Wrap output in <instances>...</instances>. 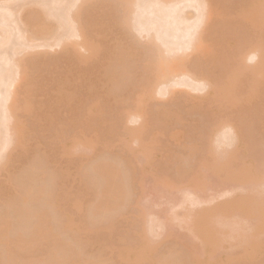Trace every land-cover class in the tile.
<instances>
[{"label":"rangeland","instance_id":"374dc122","mask_svg":"<svg viewBox=\"0 0 264 264\" xmlns=\"http://www.w3.org/2000/svg\"><path fill=\"white\" fill-rule=\"evenodd\" d=\"M80 1L88 3L85 5L83 2L84 6H80ZM205 1L209 5L206 11L210 8L211 11L209 10L208 13H211L202 19L206 20L209 15L211 17L202 24L198 21L200 23L198 26L201 28L197 27L199 28L197 31H202L201 45L197 50L195 46L193 48L195 51L190 50L192 47L187 48L189 50L184 49L186 53L179 51L183 54L182 60L184 61H180V66L175 68L177 75L173 76L175 78L173 80L181 84L174 85L172 77L167 85L173 84V88L171 85L165 86V82L161 85L154 80L148 87L145 85L147 76L145 58L147 54H150L148 53L149 47L152 48L149 43V40H152L151 35L156 34V31L157 35L164 34H159L158 39L156 35L154 36L157 45L161 41V46L163 45L166 51L165 45L167 44L169 49L173 46L179 48L183 44L182 47H186L185 45L188 44L186 41L190 37L187 35L193 32V29L190 31L186 25L179 26L183 30L179 28L174 30L176 27L173 26L172 29L171 23H166L167 20L161 22L166 18L163 17L160 21L159 13L165 14L167 8L163 12L158 9L159 6L154 4L153 8L158 7V10L157 12L152 10L153 13H151L150 7L153 4L151 0L150 2L149 0H137L136 3L133 0V4L130 5L135 6L133 9L130 7L131 10H129L135 13H129L127 10L131 14L128 17L129 23H127L128 27L130 24L131 29L129 27L128 30L125 26L127 29L125 30L124 25L118 22L122 9L121 0H79L77 7L76 3L73 4L74 0L73 2L68 1L67 3L72 2L73 8L70 7L71 3V5L65 3L54 5L51 0H0L2 16L7 8V11L12 10V13H9L10 10L7 12L10 17L7 13H4L7 18L0 17L1 20L6 19L5 23L9 24L6 27L4 21H1L3 26L0 25V28L2 30L4 27L3 33L10 32L7 34L8 39L4 40L6 33L3 38V33L1 34L0 31L2 41H0V81L10 80V77L8 79L6 77L11 72V77H13L11 79L17 81H15V88L13 87L16 94L13 92L7 104L8 106L15 104L10 108H13L12 112L18 119L16 128H20L15 132L12 127L15 121L9 124L10 119H8L9 116L6 117V110L3 113L4 110L1 109L4 104L1 105L0 114L2 112L6 118L3 119L4 115H0V145L1 141L5 140L8 144L6 146L4 144L3 149L0 147V160H3L0 162V205L9 200L12 207H15L13 202L20 197L23 191L22 185L25 183V188L28 183L23 171L25 174L29 169L28 164L35 163L37 165L34 167L38 166L37 171H34L36 176L33 175L35 177L33 179L36 180V182L33 180L35 185H40L47 180L53 182L49 189L47 186L50 182L47 181L45 184L47 191L42 194L46 196L42 197V194L37 192L35 195H41L39 198L45 199L49 194L53 199L56 198V201L53 200L52 208L47 207L50 205L42 206L43 202L37 208L31 204L34 201L28 204L34 205L33 208L35 207L36 211L41 206L47 208V211L49 208L50 214L46 211L48 216L55 219L65 221L70 217L78 228L67 232L73 234L71 235L72 238L75 237L73 240L80 242L79 245H81L73 247V250L79 247V254L88 255L89 259L86 258L89 261L98 256V264H148L149 261L145 262V260L135 263L136 257L134 256L143 249L139 245L146 244L148 240L147 248L150 246L153 248L150 247L151 251L149 248L147 250L144 248L142 252L144 251L145 255L150 252L147 258L152 254L155 260L162 257L157 256L158 254L166 255L171 248L175 247L174 244L175 249L178 247L182 253L185 248L182 243L187 242L190 245L189 248L193 247L192 254L189 256L187 254L191 252L184 251L182 255L189 256V258L187 257V262L186 258H182L181 263L185 260V264H203L204 262V264H264V215L256 211L258 199L253 198L254 195L264 198V114L259 113L262 108L260 106L264 104V65H262L264 63V0ZM151 2L152 4H149ZM180 2L181 9L186 6L183 11L188 14L191 23L196 22L200 17L195 14L197 12L195 8L198 5L193 4L197 3L196 0L189 3L183 0L181 5ZM187 4L192 5L187 8ZM42 6L44 8L41 9ZM66 6L71 11L69 15L68 10H65ZM135 7L138 9L134 10ZM193 7L194 9H191ZM36 11L44 18L51 14L47 19L42 18V22H39L43 32L32 27L31 20H26L27 24L26 22L21 23L20 17L26 18L28 12H31L33 16L29 17L33 20ZM154 13L155 15L151 16ZM124 15L128 16L127 13ZM154 16L158 19L155 20ZM151 17L156 22L158 21V27L153 24L155 27L153 28V25L151 27L147 23L152 22ZM69 18L73 22L72 25L67 23ZM61 22L63 27L58 26V23L62 24ZM140 22L145 23L144 27L149 24L153 30L144 29L143 25L139 24ZM65 25H71L73 28L69 26L68 29ZM163 26L166 29L169 28L165 30L166 33L163 31ZM18 28L20 31L26 29V34L23 31L25 35L31 33L34 36L35 34L37 38L34 43L33 39L32 43L25 42V40L23 42L21 39L24 37H20L22 35ZM74 28L79 35L74 34L70 36L69 41H63L65 36L76 33L74 31L69 34L73 31L70 29ZM138 28H143V32L142 29L137 31ZM48 29L50 31L47 32ZM172 31L175 33L173 34ZM41 33L47 36L43 38ZM52 33H55V38ZM201 33L198 34L201 35ZM50 34L54 40L49 36ZM59 40L61 44L58 43ZM259 46L262 48H257ZM123 50L126 53L130 52V56L125 54L121 58ZM5 57L6 63L3 61ZM16 60L20 62L18 69L21 74L17 71L19 75H15L17 72L15 73L14 64L18 62ZM119 60L122 62L123 69L128 67L126 71H120L121 67L113 65L114 61ZM261 61L263 63H260ZM1 71L2 73L7 72L6 75H3ZM184 72L187 76L182 75ZM230 74L234 75L233 79L236 78L234 83L239 86H236L232 94L230 93L235 99L228 98V102L224 101V98L227 87L230 91V85L226 83L229 81ZM209 81L214 85L213 91L208 89V85L211 84ZM247 81H252V85ZM201 82L204 83L203 86ZM3 83L0 82V91L5 88H1ZM166 88L167 91L171 89L170 93L165 92ZM145 92H147V97L144 96ZM94 100L98 103L97 107L92 113H88L86 107ZM137 100L142 103L140 107ZM257 107L260 108L259 112H253ZM135 114H141L140 118H134ZM6 120L12 127V133L8 131L6 134L5 132V125H8L4 123ZM213 123L216 124L217 130L210 134L212 156L217 155L216 158L226 162L223 169L211 170L206 163L205 151H203L207 134ZM172 134H175V137ZM135 136L138 140L132 142ZM12 140L14 142H11ZM107 161L108 164L113 161L112 165L122 170L121 176L122 172L125 176L124 186H127L125 183L129 181L128 187L124 188L127 190H122L123 196H121L122 203L120 204L122 207L119 206V209L114 212L115 216L110 215L111 225L107 222L110 219H106L108 215L105 216L107 221L104 219L106 222L100 221L104 218L100 214L93 216L96 204L93 197L96 198L97 193H94L96 191L93 186L90 187L96 181L98 183L100 178V176L93 178L94 162L98 164V162L106 163ZM143 164L145 168L140 172L139 167ZM87 168L89 172L85 171ZM87 172L91 173V178L88 175L85 176ZM143 172L147 173L142 175ZM45 173L51 174L53 179L51 175L43 177L42 174ZM38 175L39 180L43 177L41 182L36 179ZM17 179L19 182L20 179L25 181L20 184ZM87 179L94 181L88 185L90 181ZM100 181L99 183L102 184L101 179ZM87 189L94 191L95 196ZM96 190H98L97 187ZM188 198L198 199L199 202L191 205V202L188 203ZM11 199L15 200L12 202ZM184 199H187V203ZM76 200L80 205L77 206L78 203L75 205ZM37 201L35 204L39 205ZM73 201L74 204H72ZM227 203L230 204L227 205ZM15 204L17 205L16 202ZM2 205L3 213L5 210L7 212V209L8 212H14L11 205V208L5 205L6 209L4 204ZM88 207L90 208L86 209ZM16 210L8 214L9 217L15 216L14 221L18 214ZM39 211H43L42 208ZM138 214L140 218L137 217ZM34 216L36 217V215L32 217ZM33 218L32 220L29 218V225L33 224L32 221H36V218L35 220ZM98 218H100L99 221ZM53 219H51L52 223L59 222L58 220L54 222L55 219ZM218 219L225 220V227H219L220 225L216 222ZM12 220H9L11 224L14 222ZM162 221L164 225L167 224V227H161L160 222ZM200 221L209 224L203 238L197 237L194 233ZM157 224L161 225V228H157ZM149 225L150 228L152 227L151 230ZM165 229H167L166 232H164ZM152 230L153 233H150ZM67 232H59V235L63 234L61 238L65 239L64 234L66 233V239L72 241ZM140 237L142 240L146 237L144 239L146 242L144 240L141 242ZM32 241L31 253L29 252L30 255L28 253L27 256L34 254L35 262H39L40 259L42 260L40 262H45L47 257H42V253L46 254V247L50 243L36 238ZM72 242L71 244H74ZM45 244L46 247H44ZM170 246L174 247L169 248ZM173 252L175 255L178 254L175 250ZM193 253L194 256L197 254V257L201 256L203 259L199 258L200 262L196 263L197 260L193 261L195 257L192 258ZM167 255L170 257V253ZM179 255L181 256L180 253ZM36 256L42 258H37L39 260L36 261ZM133 256L135 258H132ZM84 257H80L83 263L87 261ZM55 261L58 260H53Z\"/></svg>","mask_w":264,"mask_h":264},{"label":"bare ground","instance_id":"6f19581e","mask_svg":"<svg viewBox=\"0 0 264 264\" xmlns=\"http://www.w3.org/2000/svg\"><path fill=\"white\" fill-rule=\"evenodd\" d=\"M64 1V2H63ZM68 1H70V0H68ZM67 0H66V2H65V0H58V2L56 1V0H54V1H52L51 0V2H54V5H56V4H58V5H60V4H63V3H65L66 5H68V4H72V2H73V0H72V2H70V3H67L68 2ZM89 1V0H88ZM132 1V2H131ZM136 1L137 0H134V2L136 3ZM145 1H147V0H145ZM152 2H153V4H152V2L151 3H149V4H152L151 5V7H150V9H151V13H153L154 11L155 12H157V10L158 9H160L161 11H166L165 9L167 8L168 10L166 11V13L165 14H161V12L159 13L160 15H159V19H160V21H161V18L163 19V17L164 18H166V19H164V21L162 20L161 22H165V20H167L168 22H166L167 24H170L171 23V26H172V29H173V26L174 27H176V28H174V30H178V28L179 29H182V28H180L181 26H183V25H186L187 27H188V29L191 31L192 29H193V32L190 34V35H187L188 37H189V40H187L186 41V43H188L187 45H185L186 47H182L183 45H181V47H179L178 48V46L177 47H172L173 49L174 48H176V50L174 49H172L171 47H170V49L168 48V44L167 45H165L166 46V48H165V50L166 51H164V46L162 47L161 46V41H160V43H159V45H157L158 43H157V40H156V38H157V36L159 35V34H162V33H159L158 35H157V31H156V34H153V35H151L152 36V40L153 39H155L154 40V42H155V44H154V42H153V44H152V40H149V43H151L150 45H152V48L151 47H149V49H148V53L150 52V54H147V57L144 59L146 62H145V69H146V71H147V76H146V80H145V85H146V87H148L149 85H150V83H151V81L152 80H154L156 83H160L161 85H162V83L164 84V82H165V86H169V85H171V84H169V85H167L168 83H170L171 82V78L174 76H176L177 74V71L175 70V68L177 67L178 68V66H180L179 64H181V62L180 61H184V60H182V58H183V54L182 53H184V51L187 49V48H189V47H192L190 50H192V51H195V49L197 50L198 49V47L201 45V40H202V31L200 32V31H197V29H199V28H201V26L199 27L198 26V24H200L199 22H201V24L203 23V21H205L206 22V20L208 21L209 19H210V17H211V15H209V17H206V20H203L204 18H205V16L206 15H208V14H210L211 12H209L208 13V11L210 10V8H209V10L208 11H206V9H208V3H206V1L205 0H203V1H205V2H203L202 0L200 1L201 2V4H200V2H197V1H199V0H196V2L197 3H192L193 5H195L196 4V6L198 7H196L195 8V11L197 10V12H195V14H197V16L199 15L200 17H198L197 18V20H196V16L194 17L195 18V20H196V22L194 21V20H192V21H194V22H192L191 23V20H189L190 18H189V16H188V14L186 13V12H184L183 10H184V8L186 7V6H184V8L183 9H181V7H182V5H181V3H182V1L181 0H151ZM181 1V2H180ZM186 3H189V2H192V0H184ZM79 2V0H74V2H73V4L74 3H76V7H77V3ZM83 2H84V4L86 5L88 2H86V1H80V6L82 5V6H84L83 5ZM149 2H150V0H149ZM155 2V3H154ZM179 2H180V5L181 6H179ZM195 2V1H194ZM203 2V3H202ZM121 3H122V5H121V13L119 14V16H120V18L118 19L119 21V23H121L122 24V26L124 25V29H125V26H127V29L130 27V24H129V27H128V24L127 23H129V18L128 17H130L129 15H131V14H129L130 12H132V13H135V12H133V11H130L131 9H133V7L135 6H132V5H130L131 3L133 4V0H121ZM199 3V4H198ZM65 4H64V6H65ZM70 4V5H71ZM73 4H72V6H70L71 8H73ZM157 5V6H159V8L157 9L156 7L155 8H153V6H155V5ZM192 4H190V5H192ZM142 5V4H141ZM165 5V6H164ZM188 5V4H187ZM190 5H188L187 6V8H190ZM62 6V5H61ZM75 6V5H74ZM78 6H79V4H78ZM163 6V8L161 9V7ZM67 7L68 6H66V8H65V10H68V15L70 14L69 12H71L70 11V9H67ZM130 7H131V9H130ZM140 7H142V6H140ZM139 7V8H140ZM180 7V8H179ZM192 7V6H191ZM3 9H4V7H2ZM41 9L42 8H44V6H42V7H40ZM58 8H60V7H58ZM69 8V7H68ZM2 9V10H3ZM8 9V8H7ZM7 9L6 10H4V11H6V12H4V13H7L8 11H7ZM47 9V8H46ZM57 9V8H56ZM130 9V10H129ZM137 10L138 8L137 7H135L134 8V10ZM149 9V10H150ZM156 9V10H155ZM191 9H194V7L193 8H191ZM127 10H129V13H128V11ZM141 10V12H142V9H140ZM140 10H139V12H140ZM152 10H153V12H152ZM188 10V9H187ZM40 11H42V10H40ZM47 11V10H46ZM189 11V10H188ZM211 11V10H210ZM1 12V11H0ZM3 12V11H2ZM32 12V14H34V12L33 11H31ZM31 12H28V17H27V15H26V18H21L20 17V20H21V23L23 24V22L25 23L26 22V20H31V22H32V27H34V28H36V30L37 29H40L41 30V32H43V29L41 28V24L39 23V22H42V18H44V17H42L41 15H39L38 14V11H36L35 12V18L32 20V19H30V17H32L33 15H31ZM65 12V11H64ZM140 12V13H141ZM148 12V11H147ZM147 12H146V14H147ZM162 12V13H163ZM3 13V16H2V14L0 15V17L3 19V17H5V18H7V16H9L10 14H8L7 13V16L5 15ZM9 13H12V10H10L9 11ZM30 13V14H29ZM37 13V14H36ZM41 13H43V12H41ZM48 13V12H47ZM123 13V14H122ZM124 13H127V15L128 16H126L125 17V15H124ZM145 13V12H144ZM194 13V12H193ZM44 14H45V10H44ZM150 14V13H149ZM190 14V13H189ZM31 15V16H30ZM36 15H38V16H36ZM43 15V14H42ZM153 15H155V13L154 14H152L151 16H153ZM30 16V17H29ZM45 16V15H44ZM49 16H51V14L49 15ZM48 16V17H49ZM193 16V15H192ZM10 17V16H9ZM46 17H47V15H46ZM47 17V18H48ZM67 17V16H66ZM65 17V18H66ZM70 17V16H69ZM155 17V16H154ZM169 17V18H168ZM204 17V18H203ZM1 18H0V22L2 21H4L3 23H5L6 21V19H4V20H1ZM29 18V19H28ZM47 18H44V20L45 19H47ZM68 18V17H67ZM152 18V17H151ZM156 19L155 20H157L158 19V17H155ZM203 18V19H202ZM209 18V19H208ZM70 19V18H69ZM69 19H67V23L69 22V23H71V25H72V21H71V19L69 20ZM131 19V18H130ZM153 20H154V18H152ZM171 19V21H169ZM8 20V19H7ZM25 20V21H24ZM64 20H66V19H64ZM69 20V21H68ZM152 20V22L150 21V22H147V23H149L150 25H151V27H152V25L154 24V25H156L157 27H158V25H159V23H158V21L156 22L155 20L153 21ZM199 21V22H198ZM0 23V25H1V27L3 26L2 24L3 23ZM170 22V23H169ZM62 23V22H61ZM66 23V24H67ZM152 23V24H151ZM155 23H157V24H155ZM6 24V23H5ZM25 24H27V22L25 23ZM24 24V25H25ZM140 25H143V27H144V25H145V23L144 24H141V22L139 23ZM148 24V25H149ZM173 24H175V25H173ZM9 24H6V25H4V26H8ZM60 25H62V27H63V23L62 24H59L58 23V26H60ZM71 25H65L68 29L71 27V28H73ZM148 25H146L147 27H144V29L145 28H150L149 30L151 31V27H150V25L148 26ZM154 25H153V28H155L154 27ZM70 26V27H69ZM162 26V25H161ZM161 26H160V29H161ZM178 26V27H177ZM180 26V27H179ZM185 26V27H186ZM197 27H199V28H197ZM4 28V27H3ZM3 28H2V30H3ZM20 28V27H19ZM18 28V31H20V29ZM61 28V27H60ZM162 28H164L163 29V31L166 33V31L165 30H168L169 28H165L164 26L162 27ZM184 28V27H183ZM7 29V28H6ZM23 29V28H22ZM21 29V30H22ZM127 29H125V30H127ZM129 29H131V27L129 28ZM128 29V30H129ZM139 30H137V31H140L141 29H142V32H143V28H138ZM157 29V28H156ZM159 29V30H160ZM184 29H186V28H184ZM187 29V30H188ZM1 30V28H0V31H1V34L3 33V31ZM65 30H66V28H65ZM70 30H73L72 32L70 31V33L69 34H71V33H73L74 31L76 32V29L74 28V29H70ZM153 30V29H152ZM159 30H158V32H159ZM183 30V29H182ZM4 31H5V29H4ZM17 31V32H18ZM23 31H25V34L27 33L26 32V29H23L22 31H20V33H21V35L22 36H20V37H24V38H22L21 40H23V42H24V40H25V42L26 41H30L29 43H34V40H35V38H37L36 37V35L34 34V36H33V34L31 35V33L28 35H25L24 34V32ZM39 31V30H38ZM48 31H50L49 29L47 30V32ZM162 31V32H163ZM180 32H182L181 30H179ZM9 32V31H8ZM8 32H4L3 33V35H2V37L4 36V34L6 33V38H4V40H6V39H8V37H7V34H8ZM23 32V33H22ZM66 33L65 34H67V32H68V30L67 31H65ZM146 32V31H145ZM175 33V31H172V33ZM180 32H178V33H180ZM201 33V35L200 34H198V33ZM10 33V32H9ZM44 33H45V31H44ZM44 33H41L42 34V37L43 38H45L44 36L46 35L47 36V34H44ZM77 33L78 32H76V33H73L72 35H69V36H65L63 39V41H69L71 38H70V36L72 37V36H74V34L75 35H77ZM169 33V32H168ZM168 33H167V35H168ZM173 33V34H174ZM185 33H186V31H185ZM44 34V35H43ZM53 34V37L55 38V33H52ZM52 34H50L49 36L51 37L52 36ZM78 35H79V33H78ZM154 35H156V38H155V36ZM162 35H164V34H162ZM166 35V34H165ZM150 36V37H151ZM169 36V35H168ZM179 36V35H178ZM181 36H183V33H181ZM186 36V35H185ZM9 37H10V35H9ZM53 37H51V38H53ZM158 37H160V36H158ZM222 37V36H221ZM224 37V39H225V36H223ZM40 38V37H39ZM43 38H41L42 40H44ZM54 38H53V40H54ZM57 38V37H56ZM62 38V37H61ZM61 38H59V39H61ZM66 38L68 39V40H66ZM33 39V41L31 42V40ZM149 39H151V38H149ZM158 39V38H157ZM39 40V39H38ZM41 40V41H42ZM47 40V39H46ZM51 40V39H50ZM49 40V41H50ZM62 40V39H61ZM61 40H59L58 41V43L59 44H61L60 42H61ZM1 41V40H0ZM56 41V40H55ZM151 41V42H150ZM159 41V40H158ZM2 42V41H1ZM43 42H45V41H43ZM174 42H176L177 43V41H174ZM28 43V44H29ZM56 43H57V41H56ZM64 43V42H63ZM67 43V42H66ZM175 43V44H176ZM46 44V43H45ZM170 44V43H169ZM44 45V44H43ZM52 45H53V43H52ZM173 45V44H172ZM178 45V44H177ZM29 46V45H28ZM30 46H32V45H30ZM35 46V45H34ZM33 46V47H34ZM46 46V45H45ZM48 46V45H47ZM195 46H197V48H195ZM159 47H161L160 49H162V50H160L159 49ZM193 48H195V49H193ZM257 48H260V46L259 47H257ZM262 48V47H261ZM260 48V49H261ZM185 49V50H184ZM189 49H187V50H189ZM180 50H182L181 52H179ZM125 51H127V50H125ZM163 51V52H162ZM169 51V52H168ZM128 52V51H127ZM167 52H168V54H167ZM165 55V53L167 54L166 56H164L163 54ZM185 53H186V51H185ZM122 55H120V57L121 58H123L124 57V55L126 54H128V56H130L129 54H131L130 52H128V53H126V52H124V50H123V52L121 53ZM3 58V57H2ZM261 59V58H260ZM260 59H259V61H260ZM8 60H10V59H8ZM114 60V59H113ZM263 60V59H262ZM3 61H5V63H6V61H7V59H6V57H5V60L3 59ZM16 61H18V60H16ZM259 61H257V62H259ZM9 62V61H8ZM115 62V64H113V65H115V67H117V66H119V67H121V69H119L120 71H126L125 69L126 68H128V67H124V69L122 68V62H121V60H119V61H114ZM18 63H20L19 61L18 62H15V64H14V67H16L15 68V73L17 72V71H19V64ZM260 63H263L262 61L260 62ZM13 65V64H12ZM262 65H264V63L262 64ZM21 69V68H20ZM9 71V70H8ZM6 72V71H5ZM11 72V71H10ZM20 72V74H21V71H19ZM1 73H2V71H1ZM7 73V72H6ZM6 73H2L3 75L5 74L6 75ZM26 72L24 71V74H25ZM10 74V73H9ZM9 74H7L8 76L6 77L7 79H8V77H10L9 79L10 80H7V81H10L8 84L6 83L7 81L6 80H4V79H2L1 81H2V83L5 81V83L7 84L6 86H5V83H3V85H1V88L2 87H5L4 89H3V93L0 95V108L2 107L1 105H3V107L1 108L2 109V111H3V113H5V110H6V112L7 113H5V114H7L6 115V117L7 116H9V118L8 119H10V123L9 122H7V120L6 121H4V123H6V124H12L14 121H15V123H13V124H15V125H13L12 124V127H13V129L15 130V132L16 131H18L19 129L18 128H16V120L18 121V119L15 117V115H14V113L12 112L13 111V108H10V106L11 105H9L8 106V104H7V102L8 101H10V99L12 98V94H13V87L15 88V86H16V84H15V79H11V78H13V77H11L12 76V72H11V74L9 75ZM18 74V72L15 74V75H17ZM14 75V76H15ZM19 75V74H18ZM179 75V74H178ZM182 75L183 76H185L186 74H185V72H184V74L182 73ZM187 76V75H186ZM172 78V83L174 84V85H179V84H181V82H178L177 80V82H174V80L173 79H175V78ZM178 77V76H177ZM181 77V76H180ZM190 77V76H189ZM233 77H234V75L233 74H230V76H229V81L228 82H226V83H228L229 85H230V91L228 90V87H227V85L225 86V87H227V91H229V92H227L226 91V97L224 98V97H222V98H224L225 100L224 101H226L228 98H230V99H235L234 98V96H232L231 94L233 93V91L236 89V86H239V85H236V83H234V79H236V78H234L233 79ZM2 78H4V76H2ZM5 78V79H6ZM16 78V77H15ZM232 79H233V83H232ZM170 80V81H169ZM0 81V82H1ZM168 81V82H167ZM202 82H203V80H201ZM17 82V81H16ZM167 82V83H166ZM201 82V86H203V84L204 83H202ZM200 83V82H199ZM209 83H211L210 85H208V89L209 90H211V91H213V89H214V85H213V83L212 82H210L209 81ZM247 83H250L251 85H252V81L251 82H249V81H247ZM160 84H158L159 86H160ZM173 84L171 85L173 88H174V86H173ZM208 84V83H207ZM253 85H254V83H253ZM198 86V85H197ZM200 86V85H199ZM169 88V87H168ZM206 88V87H205ZM2 89H1V91H2ZM6 89V91H4ZM232 89V90H231ZM164 90H166L165 92H168V93H170V91H171V89L169 90L168 89V91H167V88L166 89H164ZM217 90H218V88H217ZM0 91V92H1ZM15 91H16V89H15ZM219 91V90H218ZM164 92V91H163ZM15 93V92H14ZM231 93V94H230ZM238 93H239V90H238ZM16 94V93H15ZM14 94V95H15ZM145 95L144 96H146L147 95V92H145L144 93ZM162 94H164V93H162ZM212 94V93H211ZM240 94V93H239ZM238 94V95H239ZM242 94H244V93H242ZM241 95V94H240ZM239 95V96H240ZM232 98H231V97ZM15 97V96H14ZM13 97V98H14ZM147 97V96H146ZM238 98V97H237ZM245 98V97H244ZM246 99V98H245ZM238 100V99H237ZM241 100H243V98H241ZM14 101V100H13ZM140 101H142L141 99H140ZM139 100H137V104H138V106L140 107L141 106V104L142 103H139L140 102ZM228 102H229V100H227ZM9 103V102H8ZM10 104H12V102L10 103ZM14 104V103H13ZM13 104H12V106H13ZM97 101L96 100H94V101H91L88 105H87V107H86V110H87V112L88 113H92L93 111H94V109L97 107ZM15 105V104H14ZM11 106V107H12ZM260 107H262L261 109L260 108H256V110H254L253 112H259V109L261 110L259 113H261L262 115L264 114V104L262 105V106H260ZM4 108V109H3ZM0 109V110H1ZM258 109V110H257ZM9 112L11 113V114H9ZM13 113V114H12ZM258 113V114H259ZM1 114H2V112H1ZM0 114V115H1ZM260 114V115H261ZM2 115H4V114H2ZM13 115H14V117H13ZM134 116V118H140V116H141V114H135V115H133ZM5 117V115L4 116H2V118L3 119H5L6 118ZM13 118H15L14 120H13ZM136 119H134V121H136ZM12 121V122H11ZM2 122H3V120H2ZM3 123V124H4ZM5 125L6 127H5V132H7L6 134H8V131L9 132H13V130L11 129L12 127H11V125ZM18 124H19V122H18ZM10 126V127H9ZM8 127H9V129H8ZM18 127V126H17ZM216 124L215 123H213L212 124V126L210 127V129H209V132H208V134H207V139H206V142H205V150H203V151H205L204 152V154H205V156H206V163H207V165L209 166V168L211 169V170H214V169H216V168H220V169H223V167H224V164L226 163H224V161L223 160H221L220 161V159H218V158H216L217 157V155H216V157L214 156H212V153H213V148H212V145H211V142L209 141L210 140V134H212L213 132H215L217 129H216ZM7 129V130H6ZM11 129V130H10ZM215 130V131H214ZM15 132H14V134H15ZM13 135V134H12ZM173 135V134H172ZM8 136V135H7ZM20 136V135H19ZM18 136V137H19ZM132 136H134V135H132ZM174 137H175V134L173 135ZM21 138V137H20ZM11 139H12V137H11ZM133 140H132V142H136L137 140H138V138L135 136L134 138H132ZM176 139H177V137H176ZM205 141V140H204ZM2 142V144L0 145V147L3 149L7 144H8V142H7V140H5L4 142L3 141H1ZM7 142V143H6ZM10 142V141H9ZM11 142H14V140H12ZM5 144V146H3ZM126 145H128V143L126 144ZM3 146V147H2ZM212 149V150H211ZM1 151V150H0ZM202 154V153H201ZM203 154V155H204ZM4 154H2V156H3ZM5 157V156H4ZM4 157H2L3 159H4ZM0 159H1V156H0ZM110 160V159H109ZM3 160H0V162H2ZM97 161V160H96ZM102 161V160H101ZM114 162L112 161V163H110L109 162V164H108V161L105 163V162H98V164H97V162H94V166H92L93 167V173H94V175H93V178L94 177H96V176H100V178H99V182H101L100 181V179L102 180V184L101 183H99V185H97L98 183H97V181L95 182V184L93 183V185H91L92 184V182L94 181H90V179L88 180L87 179V181H90L89 183H87L88 185L90 184L91 186L90 187H92L93 186V188H94V191H96V192H94V193H97L96 194V198L95 197H93V200L95 199V202L94 203H96L95 204V207H94V209H95V211H94V213H93V216H95L96 214H100L101 215V217L102 216H104V218H102L103 220H101L100 218H98V221H99V219H100V221H102V222H106L107 220H108V218L110 219V220H108L107 222H108V224L109 225H111V223H109V221H111L112 219H111V217H113V216H115L114 215V212H116V210L117 209H119L118 207L120 206V204L122 203V198H121V196H123L122 195V190H124V191H126L127 189H124V188H126V187H128V184L127 183H129V181L127 182V183H125L127 186H124V173L122 172V176H121V171L122 170H119L117 167H116V165H112ZM202 165H203V163L202 162H200ZM29 165V167H27V168H29L28 170H27V172L24 174V172L25 171H23V175H25L24 176V178H25V180L27 179L28 180V183H27V185H25V188H24V184L21 186L20 184H21V182H24V181H21V179H20V182H19V180H18V182L20 183L19 185L22 187V193H21V195H20V197L17 199V200H15V199H11L12 200V202L14 203L13 205L16 207V206H18V207H12V203H11V201H9V200H7V201H5V202H8V204H5V202H3L2 204H4V208L6 209V206L5 205H7V207H8V205H9V207H10V205H11V209L15 212V210L16 209H18V211H17V215H16V213H15V215L17 216L16 217V220L14 221V217L12 216H10L9 217V212H12V211H9L8 212V209H7V212H6V210H5V212L3 213V205L1 204L0 206H1V208H0V210L2 211H0V213H2V214H0V255H1V258H0V264H56L57 262H59V264H98L99 263V259H98V256H95L94 254H92L93 256H95V257H97L96 259H94L93 257H90V258H93L94 260H96V261H94L93 259V261L92 260H88L89 258H88V255L87 256H85V254L84 255H80L79 254V252L80 251H78V249H79V247L81 246V245H79L80 244V242H77L76 240H73V238H75V237H73L72 238V236H73V234H71L70 232H67V231H70V230H72L73 231V229H75L76 227L78 228V226L75 224V222H73L71 219H70V217H68L69 219H66L65 221H62V220H59V219H55L54 217V219L52 218V216H48V214H50V207H51V205H52V207H53V205H54V201L53 200H55L56 198H52V197H50L49 196V194H48V192H47V194H48V196H47V198L45 197V199L43 198V199H41V198H39V196H41V195H35V192H37V193H44L45 191H47V187H48V189L52 186V183L50 182L51 180H47L48 182H50V184H48V186L45 188V184H47V181H45V182H42L40 185H35V182H36V180H34L33 178H35L34 176H36L35 175V170H36V168H38V166L35 168L34 166L35 165H37V164H35V163H30V164H28ZM27 165V166H28ZM30 165H33V166H30ZM146 166H148V164L146 163ZM40 167V166H39ZM26 168V169H27ZM140 168V172H142L143 171V168H145L144 167V164H143V166L141 167H139ZM88 171L89 172V170H90V167H89V170H88V168L87 169H85V171ZM149 170V169H148ZM37 171V170H36ZM38 171H39V169H38ZM43 170H41V173H43L42 172ZM46 172V171H45ZM87 172V174L85 175V176H90V174ZM90 172H91V170H90ZM34 173V174H33ZM40 173V174H41ZM48 173H50V172H48ZM86 173V172H85ZM144 173H147V172H143V174L142 175H144ZM39 174V173H38ZM154 174V173H153ZM34 175V176H33ZM43 175V177H45L44 175H46V177L48 176V175H51V174H48L47 175V173H45V174H42ZM126 175V174H125ZM41 176V175H40ZM52 176V175H51ZM84 176V177H85ZM43 177H42V179L41 180H39L40 179V177H39V175H38V177L36 178V179H38L37 181H42L43 180ZM49 177V176H48ZM19 178V177H18ZM20 178H23V177H20ZM51 178V177H50ZM49 178V179H50ZM87 178V177H86ZM89 178H91V176L89 177ZM92 178V179H93ZM126 178H127V176H126ZM44 179H46V178H44ZM52 179H53V176H52ZM253 180H254V178H252ZM26 180V181H27ZM35 182H34V181ZM161 180H162V178H161ZM191 180H193V178L191 179ZM190 179L188 180L189 182L191 181ZM80 181H82V180H80ZM17 182V183H18ZM39 182V183H40ZM42 184H44V186H42ZM200 184V183H199ZM87 185V186H88ZM94 185H95V187H94ZM97 185V186H96ZM185 185V184H184ZM195 185V184H194ZM86 186V188H88ZM89 187V188H90ZM96 187L98 188V190H96ZM92 189V188H91ZM90 189V190H91ZM87 190H89V189H87ZM89 190V192H91ZM194 190H195V188H194ZM194 190H192V191H194ZM20 191V192H21ZM88 192V193H89ZM93 192H91V194L92 195H94L95 196V194L93 193ZM46 193V192H45ZM125 195V194H124ZM38 196V198L36 199V197ZM43 196H46V195H44V194H42V197ZM52 198V199H49V198ZM243 197V196H242ZM196 198V197H195ZM201 198V197H200ZM253 198L254 199H258L257 200V206H256V211L258 212V213H262L263 215H264V198H262V197H257V196H253ZM40 199H41V201H40ZM189 199V202L188 203H190L191 202V205H193V204H196V203H198L199 202V200L198 199H193V200H190V198H188ZM37 200H39L40 202H38ZM30 201L32 202V201H34V203L32 202L31 204H34L35 205V207L37 208V206L39 207L40 206V204H41V202H43L41 205L42 206H44V207H46V205H50V206H47V207H49L48 208V211H47V208H43L42 206H41V208H42V210L43 211H39L41 208H39V210H37L36 211V209H34L33 208V206L34 205H30V204H28V203H30ZM35 201H37L36 203H38L39 205H36L35 204ZM56 201V200H55ZM184 201L187 203V199L185 200L184 199ZM201 201V200H200ZM15 202L17 203V205L15 204ZM57 203V202H56ZM78 203V204H77ZM93 203V204H94ZM45 204V205H44ZM72 204H74V201H73V203ZM77 204V206L78 205H80L79 204V201L77 202V200L75 201V205ZM230 203H227V205H229ZM28 206H30V207H28ZM51 207V208H52ZM120 207H122V205L120 206ZM10 208H9V210H10ZM33 208V209H32ZM90 207H88V208H86V209H89ZM93 208V207H92ZM46 209V210H45ZM77 209H79V208H77ZM35 210V211H34ZM45 210V211H44ZM91 210V209H90ZM121 210V209H120ZM119 210V211H120ZM246 210V209H245ZM49 212L48 214H47V212ZM89 211V210H88ZM14 212H12V213H14ZM118 212V211H117ZM143 212V211H142ZM142 212H140V213H142ZM12 213H10V214H12ZM89 213V212H88ZM31 214H32V216L33 215H36V217L34 216V218H36V221H32L33 222V224H31V225H29L28 223H30V219L32 220V216H31ZM92 214V213H91ZM95 214V215H94ZM117 214V213H116ZM14 215V214H13ZM106 215H108V217L106 216ZM110 215H111V217H110ZM113 215V216H112ZM140 214H138V218H140L141 216H139ZM30 216V217H29ZM105 216H106V219H105ZM32 217V218H31ZM49 217L51 218V219H53L54 220V222L56 221V220H58L59 222H55V223H52V220L50 219L49 220ZM30 218V219H29ZM33 218V219H34ZM13 219V220H12ZM104 219L106 220V221H104ZM9 220H12V221H14V222H16V224H13V225H15V227H11V226H13L12 224H11V222L9 221ZM28 220H29V222H28ZM35 220V219H34ZM225 221V220H224ZM223 220L221 221V220H217L216 222H218V224L220 225L219 227H225V222H224ZM219 222H221V224L219 223ZM52 223V224H51ZM153 223V222H152ZM160 223H162V226L161 227H167L166 225L167 224H165L164 225V222L162 221V222H160ZM139 224V223H138ZM159 224V223H158ZM157 224V228H159L160 226ZM150 225H152L153 227H154V225L153 224H150ZM150 225L148 226L149 227V229L151 230V228H150ZM155 226H156V224H155ZM95 227V226H94ZM108 226H107V224H106V228H107ZM147 227V228H148ZM160 227V228H161ZM164 227V228H165ZM191 227V226H190ZM188 228V230L190 231V229L191 228ZM208 228H209V224L208 223H205L204 221H200V223L198 224V227L195 229L196 230V232H194V233H196V236L197 237H201V238H203L204 236H205V234H206V232H207V230H208ZM148 229V230H149ZM154 229V228H153ZM163 229V228H162ZM162 229H160V230H162ZM222 229V228H221ZM149 230V231H150ZM231 230H235L234 228H231ZM71 231V232H72ZM167 231V229H165V231L164 232H166ZM192 231V230H191ZM59 232L60 233H62V232H67V233H69L70 234V239L73 241H70L69 239H66L67 237H66V233L64 234L65 236H64V238L65 239H63V238H61V236L63 235V234H61V235H59ZM148 232V231H147ZM159 232V231H158ZM73 233V232H72ZM141 233V232H140ZM150 233H153V230L150 232ZM68 234V235H69ZM148 234V233H147ZM161 234V233H160ZM67 235V236H68ZM72 235V236H71ZM167 235V234H166ZM148 236V235H147ZM185 236H187V235H185ZM63 237V236H62ZM69 237V236H68ZM141 237H143V236H141ZM140 237V240H141V242L146 238V237H144L143 238V240H142V238ZM39 239V240H45V242L47 241V243L49 244L50 243V245H48L47 247H46V244H45V246L44 247H46L47 248V252H46V254L45 255H43L44 254V252L42 253V257L43 256H46L47 257V259H45V262H40V260L39 259H37V258H40V257H37L36 256V261L37 260H39V262L37 261V262H35V255L33 256V255H31V256H27V254L30 252V250H31V248H32V245H33V239ZM31 241H32V243H31ZM49 241V242H48ZM145 241V240H144ZM147 241V242H146ZM145 242H146V244L144 245H142V243L139 245V247H143V249L145 248V250H147L148 248H149V251H151V248H153V246H150V247H148L147 248V244H148V240H146ZM38 244H42V246L44 245V243H39V241H36ZM71 242L72 243H74L75 244V246H74V244H71ZM150 243V242H149ZM183 245V247H185L184 248V251L185 252H191V253H188L187 255H189V256H191V254H192V250H193V247L191 248V250L189 251V244L186 242L185 244L184 243H182ZM73 245V246H72ZM185 245V246H184ZM77 246H79L77 249L76 248H74V250H73V247H77ZM145 246V247H144ZM174 246L176 247V245L174 244ZM174 246H170L169 248H171V247H174ZM43 247V248H44ZM141 247V248H142ZM175 247L174 248H171L170 249V251H168V248L166 249V252L168 251V253H166V255L167 254H169L170 253V257H167L166 255H162L163 253H161V254H158L157 256H162V257H159L158 259H154V257L152 256V254L149 256V258H147V256L149 255V253L150 252H148V255H145L146 253L143 251L142 252V250H138L139 252L137 253V252H135V254L136 255H134L135 257H136V259H135V263H137V261H139L140 260V262L141 261H143V260H145V262H147V261H149L148 262V264H180L181 263V259L183 258V259H185L186 258V262H187V257L189 258V256H187V257H184L185 255H182V253L184 252L183 250V252L181 253V251L178 249V247L176 248L177 250H179V252H177V250L175 249ZM182 247V248H183ZM34 248V247H33ZM181 248V249H182ZM188 248V249H187ZM76 249V250H75ZM140 249V248H139ZM172 249H173V251L175 250V252H177L176 254L179 256H177V255H175L174 254V252L172 251ZM20 252H19V251ZM188 250V251H187ZM16 251H18L17 253H16ZM78 251V252H77ZM184 252V253H185ZM31 253V252H30ZM30 253H29V255H30ZM179 253L181 254V256L179 255ZM18 254V255H17ZM20 254V255H19ZM36 254V253H35ZM134 254V253H133ZM197 255V254H196ZM194 256V253H193V257L192 258H194L193 259V261L194 260H197L196 261V263H199L200 261V259H203V257H201V256H199V257H197V256ZM81 256H85L84 258L87 260V261H84V263H83V261H81V259H80V257ZM89 256H91L90 254H89ZM132 257V258H135V257ZM166 256V257H165ZM183 256V257H182ZM32 257V258H31ZM41 257V258H42ZM88 259H87V258ZM153 259H152V258ZM205 257V256H204ZM34 258V259H33ZM45 258V257H44ZM155 258H157V257H155ZM180 258V259H179ZM197 258V259H196ZM200 258V259H199ZM182 259V260H183ZM206 259L208 260V261H210L209 260V258H207L206 257ZM223 260H224V257L222 258ZM221 258H220V260H222ZM53 260H58L57 262L55 261V262H53ZM134 260V259H133ZM206 260V261H207ZM42 261V260H41ZM44 261V260H43ZM98 261V262H97ZM132 261V260H131ZM97 262V263H96ZM134 262V261H133ZM184 264L186 263L185 262V260L184 261H182ZM191 262V261H190ZM183 263H181V264H183ZM195 263V262H194ZM205 263V262H204ZM203 263V264H204ZM144 264V263H143ZM147 264V263H146ZM200 264V263H199ZM208 264V263H207Z\"/></svg>","mask_w":264,"mask_h":264}]
</instances>
